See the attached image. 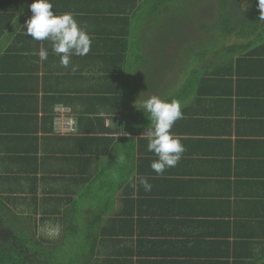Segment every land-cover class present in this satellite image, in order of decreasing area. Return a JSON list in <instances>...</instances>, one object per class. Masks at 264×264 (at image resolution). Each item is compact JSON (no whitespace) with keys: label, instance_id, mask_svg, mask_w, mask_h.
<instances>
[{"label":"crops","instance_id":"1","mask_svg":"<svg viewBox=\"0 0 264 264\" xmlns=\"http://www.w3.org/2000/svg\"><path fill=\"white\" fill-rule=\"evenodd\" d=\"M49 2L74 14L91 50L62 66L49 40L26 35L33 0H0V191L14 211L42 235H96L99 264L109 251H133L119 258L133 264H264V28L227 39L221 81L190 84L175 14L149 17L145 0ZM152 96L182 105L171 132L185 151L162 175L137 109ZM58 105L76 132L54 134Z\"/></svg>","mask_w":264,"mask_h":264},{"label":"trees","instance_id":"2","mask_svg":"<svg viewBox=\"0 0 264 264\" xmlns=\"http://www.w3.org/2000/svg\"><path fill=\"white\" fill-rule=\"evenodd\" d=\"M147 1L148 3H144V5L151 4L149 17L156 16L163 11L168 14L172 12L176 16L175 12L178 10L174 7L176 4L195 5L194 0H145V2ZM200 2L201 0L197 1V3ZM208 3H215V10L211 12L215 22L211 27L208 25L204 28V31L209 34L208 41L210 43L218 42V48L215 49L214 47L212 49L208 42H206L208 48L198 43L196 57L191 58L190 67L183 70L184 80H187L190 84L207 81L203 77L204 74H209V78H211L208 80L209 82L221 81L224 75L222 69L226 65L231 66L233 60L227 57V53H231L230 50L234 48L228 46L226 51L227 39L245 33H247L246 35L260 34L264 28V21L259 20L260 12L257 7V0H212ZM2 12L4 13L3 9H0V20L4 17L1 16ZM240 29H242L241 32ZM213 34L217 38H213ZM3 193L0 191V225L9 227L13 237L8 242L2 243L0 241V264H99V261H97L99 253L97 251L98 237L96 235H81L75 228H72V231L68 230L71 227L62 229L58 227L57 238L49 235L52 228L48 230L46 235L39 234L36 218L29 214L24 216L20 212L16 213L14 211V197ZM61 233H64L62 239L56 242L55 240L61 236ZM67 233L72 234L73 238L69 240L64 238ZM27 249L29 253H33L30 261L25 258V251H21ZM104 254L107 255V258L102 264H133L132 260L129 262L119 260L120 256H124L123 258H127V255L129 257L133 256V251H109ZM136 264H139V262Z\"/></svg>","mask_w":264,"mask_h":264},{"label":"clouds","instance_id":"3","mask_svg":"<svg viewBox=\"0 0 264 264\" xmlns=\"http://www.w3.org/2000/svg\"><path fill=\"white\" fill-rule=\"evenodd\" d=\"M257 7L260 12L259 20L264 21V0H257ZM52 8L49 0H33L29 5L32 15L24 25L26 35L35 41L49 40L52 51L60 58L61 65L68 67L73 56L83 57L89 53L92 40L73 13L57 15ZM38 56L41 61L46 60L47 49L41 47ZM181 107V103L175 99L164 101L156 96L142 101L140 108L136 107L150 118L148 120L151 127H147L142 135L149 138L147 150L157 157L150 166L158 175L175 167L185 151L183 144L171 132L175 122L183 117ZM140 182L146 191H151L152 186L146 179L142 178ZM58 233V227L49 231L51 237H57Z\"/></svg>","mask_w":264,"mask_h":264},{"label":"rangeland","instance_id":"4","mask_svg":"<svg viewBox=\"0 0 264 264\" xmlns=\"http://www.w3.org/2000/svg\"><path fill=\"white\" fill-rule=\"evenodd\" d=\"M198 0H194L193 3H195V5H191L190 4H176L175 8H177L178 10H176V18L177 21L180 24H183V27H181L183 29V38L181 43L183 44V46L179 47V51L182 53L183 51V55L182 58L179 61L180 58V53L179 51L176 54L175 60L177 62H179V70L182 69L183 70L187 67H190V59L193 57H196V52L198 51V45L202 44L203 47L208 48L209 46L214 49L218 48V42L214 43V42H209L208 41V33L207 31H204V28L208 27V25H210V27L213 25V23L215 22L213 20L212 14L211 12L215 10V3H208V2H212V0H201L200 3H197ZM208 1V2H207ZM192 3V2H190ZM186 8V9H185ZM169 14H173L172 12H170ZM210 15V16H209ZM164 28H172V26H167V27H163ZM211 33H215L213 31H209ZM169 30L167 29L165 34H163V49H165L166 46V38L167 35H169ZM212 36V35H211ZM174 37V36H173ZM149 39H151L150 36H148ZM213 38H217L215 34H213ZM168 39V38H167ZM204 40V41H202ZM212 40V37H211ZM206 42H208L209 46L206 44ZM180 43V44H181ZM195 43H197L195 45ZM199 43V44H198ZM195 45V46H194ZM197 46V47H196ZM152 55L155 56L154 53H151ZM177 64V65H178ZM168 68H167V72H168ZM163 75H165L164 73H162ZM165 81V80H162ZM68 230H73L72 228L68 229ZM62 231V230H61ZM69 232V231H68ZM64 233H61V236L56 239L55 241L58 242L62 239ZM72 234L67 233L64 238H67L68 240L73 238L71 236ZM11 236L8 227L0 225V239L2 240L1 242H5L7 240V238H9ZM57 238V237H56ZM28 258H32L31 253H27L26 254V259L29 260Z\"/></svg>","mask_w":264,"mask_h":264},{"label":"built area","instance_id":"5","mask_svg":"<svg viewBox=\"0 0 264 264\" xmlns=\"http://www.w3.org/2000/svg\"><path fill=\"white\" fill-rule=\"evenodd\" d=\"M53 131L56 135H68L76 132L77 118L72 110L66 106L58 105L53 109Z\"/></svg>","mask_w":264,"mask_h":264},{"label":"flooded vegetation","instance_id":"6","mask_svg":"<svg viewBox=\"0 0 264 264\" xmlns=\"http://www.w3.org/2000/svg\"><path fill=\"white\" fill-rule=\"evenodd\" d=\"M3 226H4V225H3ZM8 230H9L11 236H10L9 238H7V240H6L5 242H8V240H9L10 238L13 237V235H12V233H11L9 227H8ZM0 241H2V240L0 239ZM2 243H3V242H2ZM21 251H25V258H26V254L29 253V252H28V249H27V250H21ZM32 255H33V253H31V256H32ZM32 257H33V256H32ZM28 259H29V261H30L32 258H28Z\"/></svg>","mask_w":264,"mask_h":264}]
</instances>
